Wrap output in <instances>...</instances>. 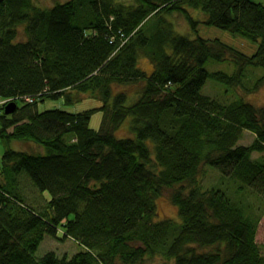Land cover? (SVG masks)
<instances>
[{
	"label": "trees",
	"instance_id": "16d2710c",
	"mask_svg": "<svg viewBox=\"0 0 264 264\" xmlns=\"http://www.w3.org/2000/svg\"><path fill=\"white\" fill-rule=\"evenodd\" d=\"M192 9L258 40V50L179 33L164 15L181 12L197 29ZM141 54L152 72L138 66ZM210 58L235 59L238 68L210 71ZM249 64L264 65L259 0H4L0 100L18 107L1 115L0 137L46 152L7 146L1 156L0 264H142L155 256L164 258L158 264H264L256 238L264 212L242 197L251 190L264 202V105L202 91L209 77L245 86ZM84 93L102 100L99 128L90 124L97 108L39 107L45 97L69 102ZM130 116V133L117 135ZM246 130L255 134L248 144L240 142ZM204 165L222 183L236 177L237 195L205 186ZM27 178L45 204L27 201ZM166 187L179 220L159 216ZM46 235L73 237L82 248L38 255Z\"/></svg>",
	"mask_w": 264,
	"mask_h": 264
},
{
	"label": "rangeland",
	"instance_id": "374dc122",
	"mask_svg": "<svg viewBox=\"0 0 264 264\" xmlns=\"http://www.w3.org/2000/svg\"><path fill=\"white\" fill-rule=\"evenodd\" d=\"M36 3L42 6H50L56 3L57 1L64 0H34ZM126 2H131L133 0H122ZM264 3V0H259ZM192 13L195 18L200 21L197 23V29H195L187 17L181 12L175 11L165 12V17L174 23L175 30L179 33L196 37L201 35L203 37L209 38H219L222 41L228 43L229 45L247 53L254 54L258 50L259 41L241 34L239 32H234L229 29L220 27L215 24L208 23L205 18L206 14L204 11L200 9H192ZM168 51H172L171 47H168ZM138 66L147 72H152L153 64L152 61L145 55L141 54L138 59ZM205 66L210 71L215 70H224L229 73H233L237 70L238 65L235 62V59H225V60H216L210 58ZM264 75V65H254L249 64L246 67V71L244 76L242 77V81H244L245 86L234 85L224 83L216 78L209 77L206 84L203 86L202 91L206 94H210L215 96L222 101H230L239 95H243L247 100L252 101L256 105H264V78L261 80L260 78ZM259 81V82H258ZM257 85V86H256ZM136 87V86H134ZM248 87V89H246ZM7 103L9 102L6 101ZM19 102L21 100L19 99ZM102 104V100L97 98L90 93H84L81 99L73 100L66 102L64 97H45L44 100H40L39 107L40 109L50 108V107H63L72 111H79L86 108H97L93 114L90 121L91 126L94 128H99L104 111L102 108H99ZM4 104L0 103V128L2 127L1 115L4 114ZM132 117L130 116L127 120H125L119 128L116 130V134L119 136L128 135L130 133V120ZM8 130H13V125L8 127ZM255 134L251 131H245V134L240 139L241 143L248 144L253 141ZM7 146L18 149H28V150H38L41 152H46V148L38 143H34L33 141H27L24 139H11L10 141H5L0 137V164H1V156ZM260 152L255 151L253 156L259 157ZM204 176L203 181L205 186L212 185H223L224 187H229L230 191L233 195H237L235 191V187L237 186V182H239L236 177L232 175H228L226 177V182L222 183L223 177L217 168L212 165H204L203 167ZM236 179V180H235ZM228 188V189H229ZM22 189L27 193V201L33 202L35 204L43 205L45 204L44 198L38 189L34 186V184L27 178L22 183ZM171 187H166L163 189L161 194L157 197L159 216L162 218L172 217L174 219L179 220L177 205L171 199ZM46 197H51L52 194L49 190H45ZM247 194H244L242 197H245V202L255 204L259 209L264 212V202L261 200L260 203L256 200L257 196L255 194H250L251 190H247ZM256 238L259 244H263L264 242V213L261 217V220L258 224V231ZM81 245L78 241H76L73 237L63 238V237H55L52 235H46L40 244L37 254L42 255L46 251L54 249L59 254L72 255L81 249ZM264 251V247H262ZM164 262V258L160 256L155 257H147L142 264H158ZM168 264H173L172 260L167 261Z\"/></svg>",
	"mask_w": 264,
	"mask_h": 264
},
{
	"label": "water",
	"instance_id": "95a60500",
	"mask_svg": "<svg viewBox=\"0 0 264 264\" xmlns=\"http://www.w3.org/2000/svg\"><path fill=\"white\" fill-rule=\"evenodd\" d=\"M4 0H0V4L3 2ZM18 107V102L16 99H11L5 106V111L6 113H11L13 111H15Z\"/></svg>",
	"mask_w": 264,
	"mask_h": 264
},
{
	"label": "built area",
	"instance_id": "2783aa9c",
	"mask_svg": "<svg viewBox=\"0 0 264 264\" xmlns=\"http://www.w3.org/2000/svg\"><path fill=\"white\" fill-rule=\"evenodd\" d=\"M26 98H27V99H29V100H32V99H33V98H32V97H30V96H27Z\"/></svg>",
	"mask_w": 264,
	"mask_h": 264
}]
</instances>
